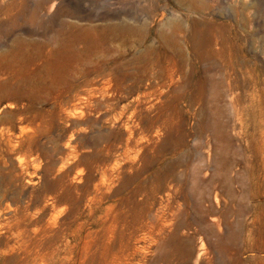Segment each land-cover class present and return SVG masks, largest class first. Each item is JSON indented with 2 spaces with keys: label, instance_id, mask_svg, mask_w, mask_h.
Masks as SVG:
<instances>
[{
  "label": "rangeland",
  "instance_id": "rangeland-1",
  "mask_svg": "<svg viewBox=\"0 0 264 264\" xmlns=\"http://www.w3.org/2000/svg\"><path fill=\"white\" fill-rule=\"evenodd\" d=\"M65 23L96 28L103 45L79 37L74 47H58L53 41ZM193 32L203 41L214 38L216 50L227 45L214 63H225L228 53L245 86L251 82L245 72L249 70L263 104L264 0H0V203L11 210L4 215L8 223L14 210L29 201L30 191H52L58 181L71 178L75 166L81 168L79 150L101 144L110 131V124L97 118L104 101L119 98L124 104L137 90L156 87L164 82L166 67L179 83L204 68L193 54ZM160 45L171 63L157 57ZM179 108L160 148L175 147L180 161L190 162L187 180L198 167L208 176L212 153L197 146L192 139L194 119ZM26 137L30 153L24 147ZM32 172L34 183L29 184L27 173ZM62 191L58 188L67 197ZM68 200L59 204V210L68 208ZM211 203L217 214L205 219L214 233L188 234L203 256L196 263L173 256L171 264H264V253L257 251L264 241V234H259L262 226L248 218L237 227L228 218L226 225L218 217L223 202ZM80 212L85 218L89 209L82 205ZM229 226L240 235L234 237L237 252L229 251L225 258L217 251V234L223 235ZM7 227H0L1 237L7 236ZM151 240L146 238L140 252L131 253V264H165ZM0 264H13L1 246Z\"/></svg>",
  "mask_w": 264,
  "mask_h": 264
},
{
  "label": "bare ground",
  "instance_id": "bare-ground-1",
  "mask_svg": "<svg viewBox=\"0 0 264 264\" xmlns=\"http://www.w3.org/2000/svg\"><path fill=\"white\" fill-rule=\"evenodd\" d=\"M79 37L104 43L96 28L68 23L53 42L74 47ZM191 44L203 69L179 83L166 67L164 82L156 87L137 90L124 104L119 98L104 101L97 118L103 117L110 131L101 144L79 150L81 168L75 166L70 179L58 181L52 191H30L29 201L14 210L11 223L4 216L10 208L0 203V227L8 225L0 246L13 264H131V253L140 252L146 238L157 244L161 262L171 264L177 256L196 263L203 252L195 249L188 234L214 233L205 219L217 214L211 200L216 206L223 202L218 217L224 224L232 218L235 227L242 226L248 218L259 223V234H264V103L249 70L245 72L250 85L239 83L228 53L225 63H214L227 45L216 50L214 38L203 41L196 32ZM156 51L157 57L171 63L161 45ZM179 105L194 119L192 139L212 153L208 176L198 167L187 180L190 162H181L175 147L160 148ZM24 147L31 152L29 137ZM27 175L26 182L33 184L34 172ZM65 200L68 208L59 210ZM82 205L89 209L85 218ZM235 227L217 234L216 248L225 258L229 251L237 252L234 237L240 233L236 235ZM257 249L264 253V241ZM148 253L152 254L150 247Z\"/></svg>",
  "mask_w": 264,
  "mask_h": 264
}]
</instances>
